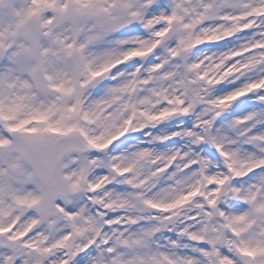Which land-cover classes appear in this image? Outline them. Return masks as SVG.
I'll return each instance as SVG.
<instances>
[{
    "label": "snow or ice",
    "instance_id": "6c2138e0",
    "mask_svg": "<svg viewBox=\"0 0 264 264\" xmlns=\"http://www.w3.org/2000/svg\"><path fill=\"white\" fill-rule=\"evenodd\" d=\"M0 264H264V0H0Z\"/></svg>",
    "mask_w": 264,
    "mask_h": 264
}]
</instances>
